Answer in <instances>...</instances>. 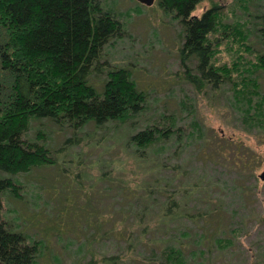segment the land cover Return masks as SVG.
<instances>
[{
    "label": "rangeland",
    "instance_id": "obj_1",
    "mask_svg": "<svg viewBox=\"0 0 264 264\" xmlns=\"http://www.w3.org/2000/svg\"><path fill=\"white\" fill-rule=\"evenodd\" d=\"M104 3L124 27V35L105 47L108 62L128 67L148 92L149 109L134 118L132 129L164 113L183 133L162 146L163 166L145 171L154 159H135L133 145L126 146L130 132L118 140L104 134L107 129L85 127L88 137L64 145L65 136L75 137L72 131L32 122L25 136L42 134L55 162L11 176L17 190L3 193V218L38 243L33 264H82L92 254L111 253L120 264H171L162 255L168 246L180 250L183 264H264V117L242 119L227 92L207 96L205 87L196 90L178 79L180 26L157 0ZM214 3L230 6L232 0H201L192 13ZM248 7L252 14L264 12V0ZM219 56L227 59L225 49ZM104 79V72L93 73L91 81L100 89ZM153 179L162 188L144 190ZM167 194L179 206L164 216L160 207ZM94 217L100 221L97 233Z\"/></svg>",
    "mask_w": 264,
    "mask_h": 264
},
{
    "label": "trees",
    "instance_id": "obj_2",
    "mask_svg": "<svg viewBox=\"0 0 264 264\" xmlns=\"http://www.w3.org/2000/svg\"><path fill=\"white\" fill-rule=\"evenodd\" d=\"M105 1L0 0V264H33L38 253V243L29 242L26 234L12 228L2 215L3 193L17 190L11 176L55 162L42 134L37 132L35 139L25 136L32 122L41 125L45 120L56 126L57 132L63 128L72 131L75 137L65 136L64 145L79 144L88 137L85 127L107 129L103 133L110 132L118 140L130 132L126 146L133 145L135 159H154L153 167L145 171L163 166L158 155L164 144L183 133L173 115L164 113L140 129H132L134 118L149 109L148 92L137 86L128 67L108 62L105 47L124 35V27L117 15L105 8ZM200 1L157 0L180 26L182 71L178 79L196 90L205 87L207 96L227 92L225 99H230L242 119L264 117V12L249 11V4L256 0H232L230 6L214 3L199 15L193 14ZM235 8L242 13L235 14ZM253 42L260 47L254 48ZM222 49L227 59L221 61ZM100 72L105 79L97 89L91 78ZM158 143L162 145L157 149ZM149 186L153 191L162 188L155 179L143 189ZM178 206L167 194L160 208L169 216ZM92 220L97 233L100 221ZM219 239L218 244L223 245ZM162 255L171 264H183L178 249L168 246ZM119 260L112 253L92 254L82 264H120Z\"/></svg>",
    "mask_w": 264,
    "mask_h": 264
},
{
    "label": "water",
    "instance_id": "obj_3",
    "mask_svg": "<svg viewBox=\"0 0 264 264\" xmlns=\"http://www.w3.org/2000/svg\"><path fill=\"white\" fill-rule=\"evenodd\" d=\"M137 1L145 5H151L154 2V0H137ZM259 176L260 178H264V171H262Z\"/></svg>",
    "mask_w": 264,
    "mask_h": 264
}]
</instances>
